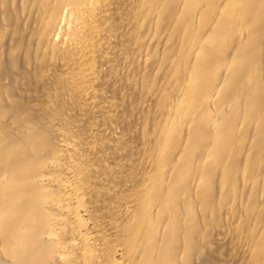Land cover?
<instances>
[{
  "label": "bare ground",
  "instance_id": "6f19581e",
  "mask_svg": "<svg viewBox=\"0 0 264 264\" xmlns=\"http://www.w3.org/2000/svg\"><path fill=\"white\" fill-rule=\"evenodd\" d=\"M0 264H264V0H0Z\"/></svg>",
  "mask_w": 264,
  "mask_h": 264
}]
</instances>
